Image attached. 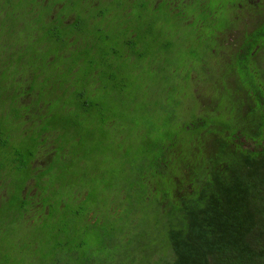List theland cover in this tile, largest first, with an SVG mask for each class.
I'll list each match as a JSON object with an SVG mask.
<instances>
[{
  "label": "trees",
  "instance_id": "trees-1",
  "mask_svg": "<svg viewBox=\"0 0 264 264\" xmlns=\"http://www.w3.org/2000/svg\"><path fill=\"white\" fill-rule=\"evenodd\" d=\"M110 1L0 0V264H264V21L223 54L264 5L140 0L134 19Z\"/></svg>",
  "mask_w": 264,
  "mask_h": 264
},
{
  "label": "rangeland",
  "instance_id": "rangeland-1",
  "mask_svg": "<svg viewBox=\"0 0 264 264\" xmlns=\"http://www.w3.org/2000/svg\"><path fill=\"white\" fill-rule=\"evenodd\" d=\"M138 1L140 2V0H132V2L129 1V0H115V1H110L108 4L104 3L102 8H103V10L110 11L112 9L111 6L115 5L116 3L119 4V6L120 5L124 6V7L125 6H127V7L130 6L132 8L131 18L137 19L139 14H140V10L137 7ZM261 1H263V0H261ZM135 4H136V6H134ZM243 4H245V3H243ZM262 4L264 5V3H262ZM177 6H179V5H177ZM164 11L165 10L162 9V10H160L159 13H157V14H155L153 16V17H155L156 22L158 23V28H159V30L163 31L162 32L163 37L166 38V40L169 41L174 46V49H176L179 52L185 54L186 53V47H187L188 38H190V40H192L193 35L188 30V26L185 25L186 22H184L183 19H182L183 15L180 16V19H181L182 23L178 24V22L173 20V17H171V15H168V13L164 12ZM253 11L254 10H252V9L243 10V12H240L239 15H237V17H238L237 18L238 19V21H237L238 29L233 31L232 33H229V35L227 36V40H226L227 43H226V46H225L226 50L223 53L224 55L230 56L233 53V51L236 49L237 45H236L235 41H237V39L239 37V31H241V32L245 31L246 32V31H251V29H252L251 27L250 28H248V27L244 28L243 26H241L240 22L244 23V21H245V26H246L247 22H249V21L251 22L252 18H255L257 20L259 19L260 21H264V10L260 14L259 13H255ZM256 11L259 12L258 9H256ZM76 14L78 15V19H80V24H79V26L77 28V32H76V35L74 37L76 39L80 38V37H78V35H79L78 32L80 31V29L82 30L84 28L85 32L83 33L82 40H80V41H84V40L86 41V40L90 39V37H91L90 33L91 32L94 33L95 32L94 29L98 28V25H96L95 23L88 24V27H87V24H86V27L83 25L84 17H89L91 15V11L90 12H86V8L84 10L83 9L77 10ZM124 14H126V13H124ZM111 16H112V14H111ZM217 17H218V19L220 21H224L225 25L231 23V25L229 27H233L234 24L236 23V20L233 19L234 18V12L227 11V12H224L223 14L222 13L218 14ZM113 18H116L117 23H114L111 26V28H110L111 29L110 36L112 34L113 35L110 38V41H111L110 44L109 45L106 44V49H108V51L110 52L111 49L117 48L119 53H123L124 54L125 53V49L122 46V42H119V44L117 46L118 42H116V41H122L120 39V37L121 38H126L124 33H123V30L119 31V27H118L119 24H121L123 22H126V19H125V17L123 15L120 16L117 13H114ZM147 21L150 22V19L145 17V22L147 23ZM188 24H190V22ZM63 31H66L67 33H69L70 30H63ZM116 31H118V32H116ZM158 33L160 34V31H158ZM106 34H109V32L107 31ZM68 37H70V36H67V38ZM65 41H68V39H66ZM193 45H195V47L197 46L195 41H193L192 48H193ZM146 48H148L147 44L145 46L143 45V47L141 49L146 50ZM136 64L139 65V66H142L143 68H146L147 72H149L148 70H150L152 72L154 71V69L152 67V64L150 65L147 62V60L145 62L144 61H139V62L136 61ZM129 66H130V64L127 65V67H129ZM142 85L146 86V84H144V83ZM148 90L151 91L150 87L145 88V87L142 86L141 87V92H140L141 95L148 94ZM97 102H100V101L97 100ZM105 102H106L107 105H111L112 104L111 101H105ZM54 103L55 102H53V104ZM103 105H104V103H103ZM77 172H79V169L77 170ZM122 183L123 182L118 184L117 187L120 188L123 185ZM93 200H95L97 202L95 203V202L91 201L90 199H88L87 201L89 202V205H91V208L94 211L95 210L97 211L99 209L97 206L102 205V203L105 202L106 199H101L100 197H98V198L94 197ZM115 201L119 204V199H117ZM99 203H101V204H99ZM105 205H108V202Z\"/></svg>",
  "mask_w": 264,
  "mask_h": 264
},
{
  "label": "flooded vegetation",
  "instance_id": "flooded-vegetation-1",
  "mask_svg": "<svg viewBox=\"0 0 264 264\" xmlns=\"http://www.w3.org/2000/svg\"><path fill=\"white\" fill-rule=\"evenodd\" d=\"M249 2L251 1V0H248ZM253 1V0H252ZM252 4H254L255 5V7H257V9L259 10V6H260V4H262L263 3V1H261V0H254V2H251ZM258 5V6H257ZM168 9H171L170 7L168 8ZM167 10V9H166ZM178 11H180L179 9H178ZM238 17L236 16V19H237ZM249 22H247V24H248ZM246 24V25H247ZM241 25H245V21H244V23L243 22H241Z\"/></svg>",
  "mask_w": 264,
  "mask_h": 264
}]
</instances>
